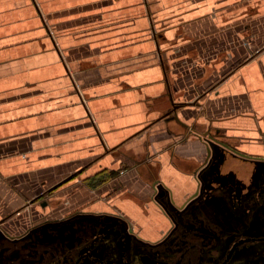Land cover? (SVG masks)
Wrapping results in <instances>:
<instances>
[{
	"label": "crops",
	"instance_id": "obj_1",
	"mask_svg": "<svg viewBox=\"0 0 264 264\" xmlns=\"http://www.w3.org/2000/svg\"><path fill=\"white\" fill-rule=\"evenodd\" d=\"M208 136L264 155V0H0V236L76 213L154 239V183L181 204Z\"/></svg>",
	"mask_w": 264,
	"mask_h": 264
},
{
	"label": "flooded vegetation",
	"instance_id": "obj_2",
	"mask_svg": "<svg viewBox=\"0 0 264 264\" xmlns=\"http://www.w3.org/2000/svg\"><path fill=\"white\" fill-rule=\"evenodd\" d=\"M225 144L181 204L154 183L152 200L169 218L156 238L114 214L71 213L0 236V264H264V155L242 156Z\"/></svg>",
	"mask_w": 264,
	"mask_h": 264
},
{
	"label": "water",
	"instance_id": "obj_3",
	"mask_svg": "<svg viewBox=\"0 0 264 264\" xmlns=\"http://www.w3.org/2000/svg\"><path fill=\"white\" fill-rule=\"evenodd\" d=\"M208 147H207V151L210 155H215V153H217V148H219V144H224L222 141H219L217 139H215L213 136H208ZM226 145V144H225ZM227 146V145H226ZM212 147V148H211ZM212 149V151H211ZM234 152H236L237 154L239 155H242V156H249L243 152H240V151H237L235 149H232Z\"/></svg>",
	"mask_w": 264,
	"mask_h": 264
},
{
	"label": "rangeland",
	"instance_id": "obj_4",
	"mask_svg": "<svg viewBox=\"0 0 264 264\" xmlns=\"http://www.w3.org/2000/svg\"><path fill=\"white\" fill-rule=\"evenodd\" d=\"M230 174H232V172L230 171Z\"/></svg>",
	"mask_w": 264,
	"mask_h": 264
}]
</instances>
